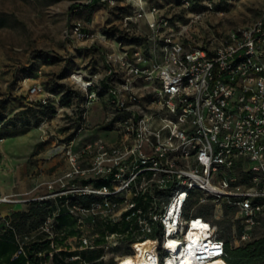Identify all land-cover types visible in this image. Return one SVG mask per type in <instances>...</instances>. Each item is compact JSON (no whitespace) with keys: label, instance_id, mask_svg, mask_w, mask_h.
I'll use <instances>...</instances> for the list:
<instances>
[{"label":"built area","instance_id":"obj_1","mask_svg":"<svg viewBox=\"0 0 264 264\" xmlns=\"http://www.w3.org/2000/svg\"><path fill=\"white\" fill-rule=\"evenodd\" d=\"M124 1L134 9L124 27L144 17L157 55L110 47L102 64L71 72L66 90L29 88L35 104L48 106L41 124L58 117L65 127L49 151L65 169L48 181L49 213L39 234L53 242L62 230L66 247L55 254H72L57 264H123L137 254L145 264H174L189 254L196 264L226 262L221 221L236 242L264 229V14L192 45L181 39L185 26L143 0ZM115 2L86 0L73 13ZM204 5L196 18L213 9ZM65 36L89 41L88 50L108 45L105 33H90L80 20ZM64 217L73 223L68 232L58 228ZM33 239L14 231V258L26 257ZM71 241L79 246L68 248ZM95 250L102 252L95 261L80 256Z\"/></svg>","mask_w":264,"mask_h":264},{"label":"rangeland","instance_id":"obj_2","mask_svg":"<svg viewBox=\"0 0 264 264\" xmlns=\"http://www.w3.org/2000/svg\"><path fill=\"white\" fill-rule=\"evenodd\" d=\"M189 1L190 6L187 7L182 0H143L145 7L157 8L172 24L185 26L181 39L192 45L204 42L208 36L225 35L233 29L249 26L264 14V0ZM205 1L211 2L213 9L196 18L199 12L206 9ZM85 2L86 0H0V163L3 158L1 147L5 153L24 155L13 165L17 179L25 185L27 191L34 184L38 186L30 197L16 198L27 201L15 204L18 213L7 217V225L17 234L34 236L32 246L35 251L31 253V261L36 264H57L60 257L64 258L72 253L61 251L55 254L54 250H64L66 247L61 236L62 230L59 229V236L55 241H49L46 234H39L45 214L41 211L39 215H35L30 211L31 206L40 209V202L48 203V181L65 169L62 157L49 158V151L56 145V138L59 141L63 137L65 127L58 117L53 118L49 126L48 119L41 124L44 115L37 113L35 116L40 108L35 106L36 97L30 94L29 88L40 84L47 90H66L71 84L68 79L71 72L89 66L93 69L94 65L102 64L101 52L110 47L116 48L118 53L123 48L131 52L140 49L145 54L157 55L156 43L149 39L150 31L144 17L139 18L136 24L124 27V17L133 15L134 12L126 1L116 0L114 6H84L83 11L73 13L76 7ZM74 20H80L84 29L90 33H105L108 37L107 48L88 50L89 41L67 39L65 31ZM92 111L97 113L92 114L89 121L91 128L94 127L93 130L96 131L95 126L100 123L98 107L94 105ZM48 132H55L56 137L48 138ZM8 134L14 136L7 138ZM98 135L106 136L104 133ZM21 136H31L29 150L16 143L21 140H16V137ZM111 138V135L107 136V139ZM11 198L13 200L12 196ZM2 209L0 206V210ZM68 220L67 217L59 219V224L63 225L61 228H65L66 232L73 224ZM220 226L225 228V240L230 250L264 238V229H255L250 239L236 242L231 238L230 226L225 221H221ZM78 246V241H71L68 248ZM10 252L9 249L1 250L0 261L7 258ZM101 255L99 250L80 253L86 262L95 261ZM250 258L255 257L250 255ZM81 263L78 261L74 264ZM92 264L113 262L108 258Z\"/></svg>","mask_w":264,"mask_h":264},{"label":"crops","instance_id":"obj_3","mask_svg":"<svg viewBox=\"0 0 264 264\" xmlns=\"http://www.w3.org/2000/svg\"><path fill=\"white\" fill-rule=\"evenodd\" d=\"M16 138V140L21 139L16 143L28 147V150L30 149L28 143H30L31 136H21ZM1 150H3V158L0 163V197L12 196L14 199L18 198L19 196L30 197L38 188L37 184H34L31 189L27 191L25 189V185L17 179V172L13 168V165L16 163V161L20 160L21 157L23 158L24 155L18 156L16 154L5 153L3 147H1ZM0 206L3 208L0 210V243H5L4 241H8L10 242V246L12 245L15 248L16 245L13 242L14 229L7 225L8 222L6 218L13 212H16L15 204L1 203ZM5 262L6 261L4 260V263Z\"/></svg>","mask_w":264,"mask_h":264},{"label":"trees","instance_id":"obj_4","mask_svg":"<svg viewBox=\"0 0 264 264\" xmlns=\"http://www.w3.org/2000/svg\"><path fill=\"white\" fill-rule=\"evenodd\" d=\"M35 106L40 108L35 112V116L38 115L37 113H40V114H43L44 117H48V106H40L38 104H35ZM1 119H2V116L0 115V121ZM13 136H14L13 134H8L7 138L13 137ZM48 206L49 205L47 202H40L39 203L40 209L33 208V206H31L30 211L35 215H39V213L42 211L45 214V217H44V221H45L49 213ZM17 213L18 212L16 211V212H13L11 215H17ZM11 215L7 217H10ZM62 226L63 225L58 224V228L61 229ZM4 242L6 244L0 243V251L1 250L3 251L4 249H9L11 252L9 253L7 258L0 261V264H36L35 262L33 263V261H31V253L35 251V248H33L32 245L28 249L26 257L19 255L18 257L13 258L14 253L16 252V247L14 248L12 245L10 246L9 244L10 242L8 241H4ZM226 249L228 253V258L226 259L227 264H264V238L256 240L244 247L236 248L235 250H230L229 245L227 243ZM250 255H254L255 258H250ZM256 258L258 260H256ZM21 259H23L24 263L22 262ZM4 260L6 261L5 263H4Z\"/></svg>","mask_w":264,"mask_h":264},{"label":"bare ground","instance_id":"obj_5","mask_svg":"<svg viewBox=\"0 0 264 264\" xmlns=\"http://www.w3.org/2000/svg\"><path fill=\"white\" fill-rule=\"evenodd\" d=\"M2 200H7V201H11L12 198L11 196H4V197H0ZM193 236V235H192ZM195 238L198 236V235H194ZM191 256L192 254H189L188 256H183L179 261H177L176 263L174 264H196V262H193L191 260ZM175 258V256H174ZM145 259L146 258H142L141 255L137 254L136 256H126L123 261L124 263L123 264H145ZM201 263L200 261L197 262V264ZM171 264H173V260H171ZM202 264H227L225 261L223 260H217V261H214V260H204L202 262Z\"/></svg>","mask_w":264,"mask_h":264}]
</instances>
